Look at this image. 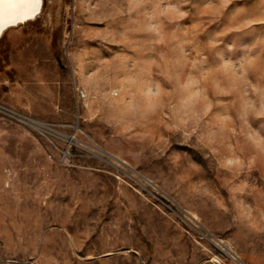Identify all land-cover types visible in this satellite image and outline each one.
<instances>
[{"label":"rangeland","instance_id":"obj_1","mask_svg":"<svg viewBox=\"0 0 264 264\" xmlns=\"http://www.w3.org/2000/svg\"><path fill=\"white\" fill-rule=\"evenodd\" d=\"M0 264H264V0H43L9 28Z\"/></svg>","mask_w":264,"mask_h":264},{"label":"bare ground","instance_id":"obj_2","mask_svg":"<svg viewBox=\"0 0 264 264\" xmlns=\"http://www.w3.org/2000/svg\"><path fill=\"white\" fill-rule=\"evenodd\" d=\"M42 5L43 0H0V37L9 28L34 19Z\"/></svg>","mask_w":264,"mask_h":264}]
</instances>
